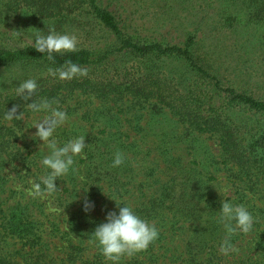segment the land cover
<instances>
[{"label":"trees","instance_id":"trees-1","mask_svg":"<svg viewBox=\"0 0 264 264\" xmlns=\"http://www.w3.org/2000/svg\"><path fill=\"white\" fill-rule=\"evenodd\" d=\"M242 2L248 7L246 11L255 17L253 20L264 21V0ZM21 7H28L36 16L52 20L61 27H64L65 22H72L84 29L90 24V18H95L109 37L101 46L78 47L79 50L74 53L54 54L53 62L48 60L47 53L36 51L31 43H11L6 33L0 30V66L35 64L43 67V73L33 78L38 85L33 101L51 100L63 91L72 92L76 89L90 91L104 98L129 94L151 101L169 109L170 114L179 118L184 131L178 140L187 143L189 148L195 149L199 141L196 137L191 138L193 131L216 135L221 147L220 156L228 166L229 175L238 179L236 181L244 185L251 184L249 188L253 189L259 181L258 174L264 175V99L225 83L220 76L211 72L207 59L202 62L195 57L194 46L199 43L196 30L182 43L133 33L100 0H0V15ZM121 57H130L134 62L131 65L118 64ZM173 59L185 63L187 76L174 75L161 66L163 61ZM68 60L87 68V76L60 80L48 74V68H59ZM30 102L17 96L16 90L0 89V118L13 105L19 106V114L22 105ZM3 128L0 119V130ZM173 134L167 131L164 136L171 142L177 138ZM115 142L109 139L106 153L97 154L96 150H89L85 159L88 164L83 167L81 178L80 173L72 167L69 172L73 173L67 179V196L57 193L61 196L58 197L60 205L65 206L67 211L66 234L70 238L65 248L70 250L69 254H74L73 258L71 255L69 258L71 264H77L75 256L89 247L98 252L93 255L94 259L82 264H111L101 254L92 234L99 224L107 222V214L100 210L98 212L101 214L93 213L92 209L87 212L84 210L85 199L97 205L99 199H105V191L109 194L108 198L115 197L120 203L119 207H132L137 215L154 223L159 229L158 239L146 251L123 261L125 264H217L222 261L224 256L219 249L226 236L222 224L218 222L222 201L214 191L213 175H205L208 167L192 168L188 175L190 181L187 178L183 180L185 175L182 176L179 187L175 185V178L163 183L157 193L133 206L116 196L130 194L132 189L124 184L122 167H111L115 153L122 152L121 148L124 147L122 143ZM5 143L7 147L1 149L0 157L3 158V153H6L5 156L16 159L12 151L15 147L9 146L8 140ZM166 148L169 153V144H166ZM17 151L20 154L23 150L17 147ZM172 158L171 154L167 156L168 162L173 165ZM195 159V163L201 165L197 161L198 156ZM211 164L219 167L220 162ZM9 181L8 176L0 171V199L3 201L0 203L3 219L0 225V264H60L42 249L37 217L43 213V204L27 195L7 203L11 197L7 194L11 192ZM36 182H40V179ZM81 191L85 195L80 198ZM226 200L236 204L234 200ZM107 203L108 200L103 204ZM114 204L113 211L118 214L119 207L116 202ZM260 225V221L255 220L251 232ZM254 234V246L264 252V236L261 231ZM248 236L250 233L234 235L231 243L236 247H243L242 243H245L249 248L253 241ZM20 242L22 247L18 249L21 250L15 251V246ZM25 244L31 248L24 249ZM31 244L40 246L35 248ZM181 245L183 250L179 251ZM35 251L39 254L33 255ZM250 259L246 255L240 258L242 262ZM259 259L264 260V253L259 254L256 260Z\"/></svg>","mask_w":264,"mask_h":264},{"label":"rangeland","instance_id":"rangeland-1","mask_svg":"<svg viewBox=\"0 0 264 264\" xmlns=\"http://www.w3.org/2000/svg\"><path fill=\"white\" fill-rule=\"evenodd\" d=\"M100 1L115 12L133 33L165 39L172 43H182L196 30L199 43L194 46L195 57L202 62L207 59L211 72L220 76L225 83L264 99V21L253 20L255 17L250 15V11H246L248 7L242 0ZM89 22L84 29L77 24H71L72 22H65L64 27H61L52 20L36 16L28 7H21L17 11L0 15V30L6 33L11 43L34 44L36 32L47 35L49 28L54 27L57 33L76 35L77 47L103 45L109 40L103 25L95 18H90ZM11 31H20L21 36L17 38ZM133 62L130 57H121L118 60V64L121 65H131ZM184 64L181 60L173 59L163 61L161 66L174 75L185 77L188 74ZM42 73L43 67L35 64L0 66V89L14 91L20 82L33 79ZM53 100L59 101L54 107L68 115V120L54 133L58 144L63 146L70 139L85 136L83 158L73 157L75 160L73 170L80 173V178L83 167L88 164L85 159L89 150L90 152L96 150L97 154L106 153L109 150L107 146L110 145L109 139L116 141V144L124 145L121 149L125 160L119 167H122L124 184L132 189L130 194L112 195L119 197V200L129 201L133 206L157 193V189L163 183L175 178L177 180L175 185L179 187L182 176L185 175L183 180L187 178V181H190L188 175L192 168L208 167L205 175H213L214 191L219 200L231 199L236 204H244L255 220L258 219L261 223L260 227L255 226V231L250 232L248 236V239L250 237L253 241L249 248L241 242L243 247H238V253L228 256L221 254L224 256L223 260L217 264H264V260H256L259 254L263 255L264 252L258 251L260 248L254 246L253 240L257 231H261V235L264 236V175L258 174L259 181L253 189L249 188L251 184L244 185L236 181L238 179L229 175L228 166L220 156L221 147L216 135L193 131L191 138L196 137L199 141L197 145L195 144V149L189 148L187 143L178 140L181 139L184 128L177 116L170 114L169 109L161 105L129 94L104 98L90 91L76 89L72 92L63 91L61 95L49 101ZM21 112L23 115L20 120L6 121L5 116L0 118L4 126V130H0V151L7 147L5 141L8 140L9 146L15 147L12 151L16 158L5 156L6 153H3V158L0 157V171L10 179L8 187L11 192L7 194L11 197L7 203L23 195L32 197L28 195L31 188L29 181L36 182L50 171L41 164L44 156L49 154L47 146L42 140L34 137L37 129L33 127L37 121L43 119L45 113H34L26 105H22ZM167 131L174 132L173 135L177 138L169 142L164 136ZM131 142L135 143L126 146ZM166 144H169V153ZM17 147L23 150L20 154ZM169 154L173 156L171 159L173 165L168 162ZM197 156V161L201 162V165L195 163ZM214 161L220 162L219 167L211 164ZM72 173L69 172L55 181L61 190L57 193L63 197L68 194L67 179ZM18 185L22 186L20 190H17ZM57 193L44 199L34 198L43 204L41 208L43 213L37 217L41 229L42 249L46 255L54 257L57 263L71 264L70 250L65 248L67 239L70 238L66 234L67 211L65 206L60 205L61 196L59 197ZM79 195L81 198L85 194L81 191ZM103 196H106L105 199H99L98 204L92 208L93 213L107 214L114 210L115 197L108 198L109 194L106 191ZM106 200L108 203L104 205ZM2 202L0 199V203ZM79 204L78 202L77 205ZM1 216L0 225L3 221ZM32 246L38 248L40 245ZM20 247L22 242L15 246V251L21 250L18 249ZM23 248L28 250L31 247L25 244ZM182 250L183 245L179 246V251ZM97 252V249L89 247L79 252L75 260L77 264H82L94 259L93 255ZM36 254L39 252L33 253ZM245 255L251 259L242 262L240 258ZM71 257L73 258L74 254ZM129 259L124 257L119 264H125L123 261Z\"/></svg>","mask_w":264,"mask_h":264},{"label":"clouds","instance_id":"clouds-1","mask_svg":"<svg viewBox=\"0 0 264 264\" xmlns=\"http://www.w3.org/2000/svg\"><path fill=\"white\" fill-rule=\"evenodd\" d=\"M15 37H20V31H11ZM35 43L31 46L40 53H47L49 61L54 62V54L63 55L65 53H74L78 51V39L74 34L57 33L55 28H49L48 34L41 32L35 33ZM48 74L52 77H58L60 80H71L75 77H85L88 69L81 67L71 60L65 62L59 68H48ZM35 79H26L20 82L16 88L17 96L24 101H31L26 106L34 113H45L43 119L37 121L33 127L37 129L34 137L39 138L46 144L48 153L41 161V164L49 169V173L40 178V182L29 181L31 188L28 195L33 198H47L48 196L61 191L55 181L69 173V170L75 164L73 157L81 156L86 146L85 136L68 140L63 146L58 144L54 138V133L58 127H61L67 120L68 115L54 105L59 101H49L42 99L33 101L32 97L37 90ZM18 105H13L7 110L4 119L12 121L13 119H22V112L18 113ZM125 156L117 151L111 167H119L123 164ZM43 185V187H42ZM22 186L18 185L17 190ZM119 207L120 203L115 201ZM94 208V204L85 199L84 210L87 212ZM51 210V209H50ZM218 222L222 224L226 236L220 245V253L228 256L230 253H238L239 248L231 243V238L239 233L248 234L252 231L255 217L243 204H233L227 200L222 201V207L219 211ZM105 223L99 224L93 234L94 241L97 243L101 254L106 261L111 264H119L123 257H133L135 254L146 251L159 237V229L154 223L141 218L135 213L132 207H119V212L110 211L107 213ZM235 222V223H233Z\"/></svg>","mask_w":264,"mask_h":264}]
</instances>
